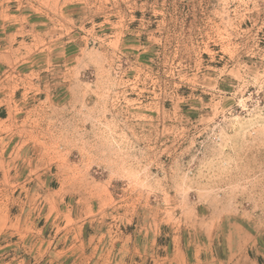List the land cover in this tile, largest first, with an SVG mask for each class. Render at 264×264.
Listing matches in <instances>:
<instances>
[{
	"label": "rangeland",
	"instance_id": "obj_1",
	"mask_svg": "<svg viewBox=\"0 0 264 264\" xmlns=\"http://www.w3.org/2000/svg\"><path fill=\"white\" fill-rule=\"evenodd\" d=\"M0 264H264V0H0Z\"/></svg>",
	"mask_w": 264,
	"mask_h": 264
}]
</instances>
